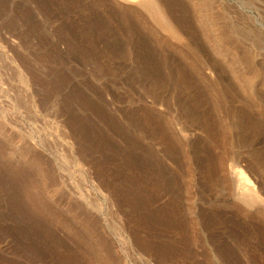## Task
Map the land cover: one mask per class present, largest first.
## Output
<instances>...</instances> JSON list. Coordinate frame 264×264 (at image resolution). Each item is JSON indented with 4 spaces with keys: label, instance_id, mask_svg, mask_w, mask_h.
Wrapping results in <instances>:
<instances>
[{
    "label": "rangeland",
    "instance_id": "374dc122",
    "mask_svg": "<svg viewBox=\"0 0 264 264\" xmlns=\"http://www.w3.org/2000/svg\"><path fill=\"white\" fill-rule=\"evenodd\" d=\"M152 3L0 0V264H264V0Z\"/></svg>",
    "mask_w": 264,
    "mask_h": 264
},
{
    "label": "bare ground",
    "instance_id": "6f19581e",
    "mask_svg": "<svg viewBox=\"0 0 264 264\" xmlns=\"http://www.w3.org/2000/svg\"><path fill=\"white\" fill-rule=\"evenodd\" d=\"M123 1H126L127 3L128 2H136L141 8H143L144 10H146L149 14H152V15H154L155 17H156V15H157V9L154 7V5H153V3H152V0H123ZM159 16V17H158ZM156 20L157 21H159V22H161V23H164L165 21H164V17L162 16V15H157V17H156ZM96 140V139H95ZM100 140V139H99ZM86 150V149H85ZM127 159H129V158H127ZM142 158H137V159H135V161L133 160V162H137V161H139L140 160V162L141 163H144V160L142 159ZM131 160V159H130ZM130 160H128L129 162H130ZM131 162H132V160H131ZM138 164H139V162H137ZM137 163H135V164H137ZM234 165H236V164H233V166ZM238 165H236V167H237ZM230 167H232V166H230ZM235 167V169H232L231 171H230V174H229V176L231 177V179H232V181H234L235 182V184L237 185V187L239 188V190H237V195L240 197V199L241 200H243L244 202H249V201H252V200H255V199H257V196L255 195V193L252 191V190H250V187H248V186H246V188H245V185H246V183H247V181L241 176V174H240V171H239V169L238 168H236ZM141 169V168H140ZM229 172V171H228ZM124 175H126V176H124V177H126V178H124L125 180L127 179V177H128V179L127 180H130L132 183H134L133 181H132V178L133 177H131L130 175L131 174H129L128 172L127 173H125ZM144 176V175H143ZM137 186H139L140 184H141V182L137 179ZM26 186V185H25ZM140 187V186H139ZM23 188H26V187H23ZM242 188H245L247 191H249V192H243V190H241V192H240V189H242ZM25 190V189H24ZM145 193V192H144ZM248 193V194H247ZM145 194H147V193H145ZM145 196V195H144ZM149 195L147 194L146 195V197H148ZM171 214V213H170ZM174 214V213H173ZM166 215H168V217H164L165 219L166 218H169V219H173L174 217H173V215L171 214L170 216H169V214H166ZM161 219H164V218H162V216L160 217ZM160 219V220H161ZM162 221V220H161ZM174 221H175V219H174ZM170 223H171V221H169ZM169 222L167 223V222H163L164 224H169ZM177 222V221H176ZM161 223V222H160ZM162 223V224H163ZM172 223H174V222H172ZM178 223H180V222H178ZM182 223V222H181ZM175 225V223L174 224H172V227ZM180 225V228H182L181 227V224H179ZM178 224H177V228H178V226H179ZM183 226V225H182ZM167 227V226H166ZM172 227H170V226H168V228L170 229L171 228V230H174ZM175 227H176V225H175ZM166 240V239H165ZM164 240V241H165ZM162 241V240H161ZM167 241V240H166ZM168 242V241H167ZM169 243H171V241H169ZM160 250H161V252H163V256L165 257V256H169L168 254L170 253L171 254V252H170V250L169 249H165L164 247H160ZM173 252V251H172ZM160 253V252H159ZM173 254V253H172ZM162 255V254H161ZM178 255V254H177Z\"/></svg>",
    "mask_w": 264,
    "mask_h": 264
}]
</instances>
